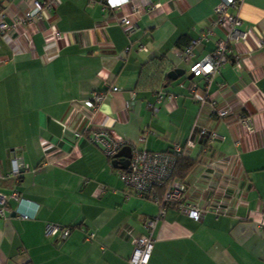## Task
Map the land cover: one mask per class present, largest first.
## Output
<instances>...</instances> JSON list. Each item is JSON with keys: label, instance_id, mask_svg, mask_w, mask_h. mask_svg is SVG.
<instances>
[{"label": "crops", "instance_id": "obj_1", "mask_svg": "<svg viewBox=\"0 0 264 264\" xmlns=\"http://www.w3.org/2000/svg\"><path fill=\"white\" fill-rule=\"evenodd\" d=\"M151 1L161 7L128 0L116 10L105 0H60L55 13L21 24L15 40H0V171H11L14 155L24 165L18 181L0 177L1 191L15 188L21 196L0 217V264H128L133 239L146 233L145 220L160 207L124 183L122 168L91 141L92 128L167 151L186 142L196 121L226 138L191 148L188 157L198 166L187 195L203 203V163L215 164L216 178L226 165L234 207L194 219L169 206L153 231L149 264H264V0L229 9L241 15L247 37L232 46L239 65L226 63L209 87L220 107L232 108L226 118L192 97L190 86L202 95L205 80L180 57L208 29L213 33L197 46L196 58L227 36L226 27L214 24L218 0ZM31 2L0 0V9L12 24L16 16L24 21ZM133 6L135 28L128 32L118 17ZM175 68L185 73L173 80L168 72ZM112 85L119 91L109 92ZM96 90L107 95L92 109L84 101ZM158 91L173 97L157 102ZM48 223L71 233L48 235Z\"/></svg>", "mask_w": 264, "mask_h": 264}, {"label": "built area", "instance_id": "obj_2", "mask_svg": "<svg viewBox=\"0 0 264 264\" xmlns=\"http://www.w3.org/2000/svg\"><path fill=\"white\" fill-rule=\"evenodd\" d=\"M128 0H105V6L120 10ZM60 0H32L31 8L25 15L24 21L19 17H15L13 23H8L6 20V10L0 9V40L10 37L15 40L16 36L13 32L18 33L19 27L25 21L28 23H36L42 17L55 13ZM244 0H218L215 6V25L227 28V36L216 41L215 47L202 58H196L195 50L202 39L208 38V35L213 33L212 29L201 33L199 38L194 39L191 43L182 48L180 57L185 62H190V70L194 76L203 77L205 86L203 94L198 95V86L192 84L190 93L192 97L201 105L206 103L211 104L214 112L220 118H226L233 113L230 107H220L218 101L212 97L209 91L213 77L220 72L222 66L226 63L239 65L240 56L233 51L232 46L238 42L245 40L247 32L242 29V17L239 12L231 13L230 8L240 10ZM143 6L148 8H160V3H152L151 0H142ZM138 12L137 6H133L131 12L122 14L118 17L119 23L128 32H132L135 28L132 17H136ZM56 37L60 34L57 32ZM109 92L119 91V87L112 85ZM107 93L102 90H96L91 93V96L85 99L84 103L87 107L96 109L106 98ZM173 95L163 91H158L156 94L157 102H162L167 98H172ZM154 111L157 108L150 105ZM238 122L241 125H249L250 119L245 116H239ZM79 135V133H77ZM217 137L226 138L217 130L201 125L197 121L193 124L189 137L184 144L174 142L171 148L167 151H151L138 147L136 144L115 135L112 130L100 129L93 127L91 132V141L102 146L104 153L109 158L114 155L125 145L132 148V156L130 163L126 169L120 170V176L124 183L129 186L135 193L152 199L156 202L160 210L157 215L148 217L144 222L146 233L133 239V251L128 260V264H149L152 250L154 247L155 238L153 231L157 221L164 217L166 209L169 206H175L180 210H186L187 213L194 219L201 218L205 213L213 212L216 215L228 214L233 209L234 196L229 191L230 180L227 174L226 165L219 166L220 177L216 178L214 170L215 164L206 165L201 158L200 163H203V169L198 174V180L205 183V188L202 194H208L207 199L199 204L193 201L187 195L189 184L181 178L175 176L176 165L178 158L182 155H190V150L197 141L205 140L206 143ZM142 141V138L140 139ZM24 165L19 157L14 155L11 159V171L4 175L0 171V177H13L18 181ZM196 185V184H195ZM195 188V187H194ZM198 189L195 188V191ZM162 191V193H160ZM13 199L20 202V193L14 188L10 193L0 190V217H6L10 212L9 200ZM21 217L28 218L29 215L22 212ZM48 235H59L61 238H66L70 233V227L62 226L58 223H48L45 228ZM93 234L90 235L92 237Z\"/></svg>", "mask_w": 264, "mask_h": 264}, {"label": "water", "instance_id": "obj_3", "mask_svg": "<svg viewBox=\"0 0 264 264\" xmlns=\"http://www.w3.org/2000/svg\"><path fill=\"white\" fill-rule=\"evenodd\" d=\"M185 70L182 68H175L168 72V77L176 80L179 76L183 75ZM193 76V75H191ZM123 156L124 160H119L118 157ZM132 156V148L129 145L123 146L113 157V165L118 168L126 169L130 163Z\"/></svg>", "mask_w": 264, "mask_h": 264}, {"label": "trees", "instance_id": "obj_4", "mask_svg": "<svg viewBox=\"0 0 264 264\" xmlns=\"http://www.w3.org/2000/svg\"><path fill=\"white\" fill-rule=\"evenodd\" d=\"M197 166V159L182 155L178 158L175 176L181 178L186 183H189L188 180L191 177V174L196 170Z\"/></svg>", "mask_w": 264, "mask_h": 264}]
</instances>
